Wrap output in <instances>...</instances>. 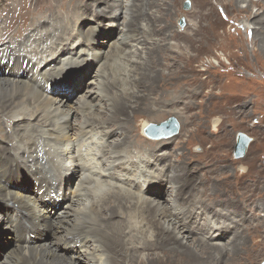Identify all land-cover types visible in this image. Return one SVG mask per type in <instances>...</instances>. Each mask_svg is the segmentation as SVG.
Instances as JSON below:
<instances>
[{"label": "bare ground", "instance_id": "6f19581e", "mask_svg": "<svg viewBox=\"0 0 264 264\" xmlns=\"http://www.w3.org/2000/svg\"><path fill=\"white\" fill-rule=\"evenodd\" d=\"M154 1L125 0L121 5L115 0H37L34 6L26 3L18 5L23 6L25 10L23 14L16 15L22 21L34 18L41 10H47L50 16L45 17L42 25L33 27L29 31L31 35L20 36L18 40L13 36L7 37L4 39L3 48L0 49V102H2L0 105V243H2L1 240L5 242L4 254L7 255L5 259L0 260V264H79V261H74L70 255L66 256L63 250L71 254L80 250L77 249V245L86 246L87 244L92 247L88 248L89 252L80 251L86 264H120L119 261L123 257H125L124 264H181L180 262L182 264H232L233 256L243 253L245 245L243 240L233 241L232 245L227 241L229 246H226L228 244L224 242V244L217 243L228 240L226 236L230 234L235 240L238 234L235 232L242 222L239 221L240 218L250 224L261 220L256 215L255 201L248 197H240L237 199V204H233L236 197H232L230 202L226 195L212 198L211 186H209L207 190H203L204 193L197 202L199 206H194L195 203L187 204L185 213L178 214L180 218L170 221L173 225L169 230L164 227V224H166L165 219L171 216V212L153 205V200L143 193V188L146 187L148 192H152L151 189L155 184L161 183V188L165 189L171 184V178L175 175L178 181L184 177L187 184L191 175H186L189 168L187 171L185 167L181 170V166L178 165L171 177L168 171L170 166L166 163L170 164L172 153L163 148L164 143L145 140L135 127L127 129L122 123L111 125L107 118L102 119L101 112L97 115L98 117L90 116L95 114L80 117L84 120L83 129L87 127L93 131L95 130H92L93 127L100 126L102 131L99 135L103 137L94 141V137L91 136L93 137L91 141V137H87L90 132L80 131L84 137H87L83 143L81 141V147H77V143L83 138L75 137L73 124L61 125L64 117L69 116L71 119L77 116L78 109L71 113L68 105L72 99L69 100L65 94L63 95L66 92L58 94L61 91L58 89L65 88L63 84L66 83L68 89L71 88L76 94L81 93L83 92L79 87L81 81L85 80L90 73L96 74L98 79L94 84L95 92L89 91L88 98L104 101V106L108 105L107 107L115 113H127L131 107L128 104V107L126 106L130 100L120 96L130 93L122 88L124 83L122 85L120 80L113 78L115 73L108 74L104 70L100 71L103 67L99 69L100 72H96L94 70L96 61L89 62L87 59L89 53H93L94 47L99 46L100 43L89 40L90 47L86 49L80 43L94 37L98 38L101 34L103 36V32H97L93 38L92 32L82 34V37L78 33L73 39L69 37L67 40L72 39L71 43H75L74 45L62 44L66 40L57 42L62 32H69L79 19L85 22L90 14L96 19V24L101 23L103 21L101 19L108 18L106 17L108 9L111 11L109 21L118 23L117 21L122 18L124 21L122 26L127 30V34H122L123 49L118 48L116 53L124 52L127 47L132 48L138 45L135 53H129L126 58L124 57L125 63H123L125 66L129 65L127 83L136 93L133 81L147 65H153L152 54L155 55L153 59H158L164 47L159 43L155 44L156 18L153 19L150 13L156 4ZM235 1H247L248 10L252 5L259 10L264 8V0ZM101 4L106 6L100 8ZM138 8H141V11H138ZM144 10L145 13H142ZM170 12V8H167L161 21H166ZM14 13L16 14V11ZM62 16H65V19ZM58 19L63 24L66 20L72 23L70 28L68 26L63 28L59 35H57L58 29L49 23L50 20ZM249 21L254 26L251 44L256 48L257 55L264 61V12H256ZM135 23H137L136 26ZM114 28L117 29L118 24ZM169 28L164 26L158 30L166 33ZM158 34L160 33L157 31ZM153 44L155 45L150 50ZM69 45L72 46L68 48ZM91 57L99 59L95 55ZM133 58L137 60L133 61ZM64 63L66 66H71L70 70H77L76 73L70 74V83L63 81L67 70L59 66L60 64L64 66ZM145 72L141 78L145 79L149 85L160 76L158 66H153L148 74ZM76 82H78L77 86L74 84ZM84 86H87V83ZM165 94L168 98L160 106V112L174 107L178 108L182 114L179 106L181 97H175L167 91ZM139 96L135 95L133 104H137V101L141 99ZM84 98L86 99L87 96H81V99L85 100ZM141 100L144 106V102H147L146 98ZM86 102L81 106L90 105ZM77 103L80 102H75ZM1 120L12 124L11 131L8 130V126L3 125ZM147 123V121L141 122L140 127H145ZM125 129H127L126 132ZM13 136L16 139L15 142ZM108 136H114L115 139L103 147L104 139ZM116 139L117 142L111 151L112 142L114 143ZM91 142L96 146L98 144L102 146L100 153L95 149L96 153L93 151L96 146L92 148ZM104 149L110 150L113 157L107 159H104V156L100 157ZM127 149L133 150V155H140L137 160L135 158V163L132 161L134 158L131 160L121 158ZM111 158L113 161L109 160ZM124 164L134 166L143 164L145 170L136 172L142 181L119 179L118 172L129 173L122 168ZM207 166L210 167L205 165ZM158 167L161 169L157 170ZM195 171L191 169L189 173ZM113 180L124 186L125 191L123 187L115 184V187H112L109 182ZM75 181H78L77 187L71 192ZM209 183L211 185V181ZM182 188H174L173 194L177 201L180 199L183 201L184 188ZM133 189H136L137 194L132 193ZM197 192L198 188L195 190L196 195ZM190 197L191 193L185 199V203ZM75 204H78V208H74ZM99 208L104 212L106 210L109 215L107 214L104 219L103 214L96 216V212L99 214ZM146 212L152 217L154 223V228H151V231L154 230V237L149 240L143 237V234L149 233V218L138 220L128 216ZM115 217H119L120 224L112 230L108 218ZM10 225L13 229H10ZM190 228H195L196 231ZM189 230L195 233L186 234L185 231ZM187 235L191 237V240ZM9 239H11L10 243ZM138 239L145 248L158 247V253L143 254L142 256H146V259L140 258L141 255L138 257L136 252L143 251ZM11 243L13 245H10Z\"/></svg>", "mask_w": 264, "mask_h": 264}, {"label": "rangeland", "instance_id": "374dc122", "mask_svg": "<svg viewBox=\"0 0 264 264\" xmlns=\"http://www.w3.org/2000/svg\"><path fill=\"white\" fill-rule=\"evenodd\" d=\"M119 1L120 0H115L117 4L121 5L125 2V0H121L120 3ZM185 1H188L191 5L188 11L183 9ZM154 2L156 4L154 5V8L151 7L152 9L150 10V13L153 19L156 18V22L154 23V29L156 31V34H154L156 37L155 44L157 45V43H159L164 47L162 48V53L159 54L160 56L158 59H153L155 55L154 53L152 54L153 65H147L144 68L146 70L143 69L144 71L142 70V73L139 72L137 78L133 81L134 87H136V93L134 92V88L132 86L131 88L127 83L129 65L125 66L123 63H125L124 57L126 58V55L129 53H135L138 45L132 48L127 47L124 52H121V50V53H116L118 48L123 49V46L121 45L122 34H127V30L122 26L124 22L122 18L117 21L118 23L109 21L108 19L109 16H111V11L108 9L107 11L109 12L106 15L108 18L101 19L103 20L101 23L98 22L96 24V19L90 14L87 16L85 22L79 19L77 21L78 23L75 24L69 32H62L60 38L57 39V42L61 43L66 40L65 42H62V44L70 43L73 45L75 43H71V41L78 33L82 37V34L92 32L91 35L93 38L94 34L97 32H103V36L101 34L98 38L94 37L93 39L84 40L80 43L83 44V48L85 49L90 47V43H88L89 40H95V42L100 43L99 46L94 47L95 51L93 53H89L87 59L89 62L92 60L96 61L94 62V70L96 72L104 70L105 73L107 72L108 74L115 73L113 74V78L120 80L122 85L124 83V87L122 88H125L127 92L130 93L120 96L123 99L130 100V102L126 103V106L128 104L129 107H131L127 113H115L112 109L107 107L108 105L104 106V101H99L97 99L91 100L88 98L89 91L95 92L94 84L98 79L96 74L90 73L85 80L83 79L81 81L82 86H79L82 88L81 91H83L81 93L76 94L71 88L68 89L66 83L63 84L67 89L63 88L61 89V92H66L63 93V95L65 94L66 96L69 94L70 96H67L68 99H72L68 105V110H71V113H73L77 108L78 115L71 118L72 120L69 116L64 117L61 120V125L69 126L70 124H73L75 137L77 139L83 138L77 143V147H81L83 141L89 136H93L94 141L103 138L99 135L102 131V127L100 128V126L93 127L92 130L95 129L93 131H90L91 128L87 127L83 129L84 126H82V123L84 120L80 118L82 116L95 114L90 116L98 117L97 115L101 112L103 113L102 119L107 118L111 125L113 123H122V125H126L127 129L129 127H135L138 129V133L147 141H149V139H147L141 132V122L147 121L151 124H159L170 117L177 119L180 126L179 133L171 139L157 140V142L164 143L165 146L163 148L166 149L167 152L171 151L172 153L170 164L166 163V165L168 164L170 166L168 171L170 172L171 177L178 165L181 166V170L185 167V171L189 169V171H191V169H195L196 171L192 173H189L188 171L186 172L187 174L185 173L186 175H191L187 184H185L184 177L180 179L182 180V182H180V180L178 181L177 175H175L172 177L173 179L171 178L170 185H163L164 187H167L165 188L167 190L161 188L160 183L155 184L151 189L152 192H148L146 187H144L143 193H146L151 197L153 205L156 207L158 206L160 209L162 207L164 211L168 210L171 212V216L165 219L166 224H164V227H167L169 230L172 229L173 225L170 221H173L178 217L180 218L178 214L183 215L185 213L187 204L195 203L194 206H199L197 202L201 199V195L204 193L203 190H207L209 186H211L210 191L212 198L226 195L230 202L232 197H236V200L232 202L233 204H237V199L240 197H248L252 199L257 205L256 215L261 218L260 221L257 220L259 223L257 221L252 222L251 224L245 223L244 220L240 218L239 221L242 222L239 226L240 228L235 232L238 233L235 240L232 239L230 234V236H226L228 240L221 241L217 244H228L227 241H229L232 245L233 241L238 242V240H243L245 243L243 246L244 251H242L243 255L233 256L232 264H264V61L257 55L256 48L251 44L253 41L252 28L254 26L249 21L256 12H264V8L259 10L252 5L248 10L247 1L236 2L235 0H155ZM20 3L21 5L26 3L29 6H34L35 3H37V0H0V49L3 48L2 45H4V39L7 37L13 36L18 40L17 38L20 36L25 37L28 34L31 35L29 31L33 27L35 28V26L42 25L45 17L48 18V16H50L47 10H41L42 12H37V15L34 16L35 19L30 18L23 20V22L20 17L17 18L18 15L25 12L23 6L19 7ZM108 3L111 4V2ZM105 6L106 5L101 4L100 8ZM167 8H170V15L166 21H161ZM146 10H148V8H146ZM15 11L16 14L14 13ZM138 11H141V8H138ZM143 12L145 13V10L142 11V13ZM250 14L251 16L253 14V16H249ZM62 17L65 19V16ZM181 18L185 20L186 25L184 29H181L179 26ZM49 23L58 29L57 35L60 34L63 28L67 26L70 28V26H72V23L69 22V20H66L65 24L61 23L59 19L50 20ZM117 24L118 28L116 29L114 27ZM136 25L137 23H135V26ZM7 26H9L8 29ZM161 26L170 28L166 33H163L160 32L162 28ZM1 29L3 30L1 31ZM157 31L160 34L157 35ZM69 37H72V39L67 40ZM155 44L152 45L150 50H152ZM71 46L72 45H69L67 47L69 48ZM149 54L151 55V53ZM93 55L99 57V59L91 57ZM141 57H143V55ZM135 60L137 59L133 58V61ZM150 61L148 63H150ZM62 66L63 65L60 64L59 67L67 70L63 81H68L70 83V74L74 72L76 73L77 70H70L69 68L71 66H66L65 63L64 66ZM153 66H158L160 76L154 83L149 85L146 83L145 79L141 78V76H143L145 71V73L148 74ZM104 68H107V71ZM99 69L101 70L99 71ZM133 78H131V80H133ZM124 79H126L125 82H123ZM139 79H141V81H138ZM77 83L78 82L74 83L75 86H77ZM85 83H87V86H84ZM166 91L171 92L175 97H181L182 100L179 103V106L182 109V114L178 111V108L174 107L167 108L164 112H160V106L168 98L165 94ZM108 94L110 93L108 92ZM136 94L140 95L139 97L141 99L146 98L147 102H144L145 107L143 106V101L141 99L137 101V104H133V98ZM191 94H193V96H191ZM85 95L87 98H84L85 100L81 99V96ZM60 96L61 95H59V97ZM78 101L80 103L75 104V102ZM85 101L89 102L90 105L85 106L84 104L81 106ZM1 103L2 102H0V105ZM100 121L101 120H99V123H101ZM1 122H3V125L8 126V130L11 131V123H7L3 120H1ZM93 122L95 121L93 120ZM127 129H125V132ZM83 130H86L85 132L87 133L90 132V135L84 137L83 133H81ZM239 133L246 135L251 139V142L247 147L245 155L240 159H235L233 153L236 145V137ZM93 134H97L98 136H94ZM93 137H91V141ZM114 139V136H108L104 139L105 143H103V147L107 146V144ZM13 141H16L15 137ZM116 142L117 139L114 143L112 142L111 151ZM90 145H92V148L96 146L93 143ZM99 146L100 144L93 148V151L95 152L96 150V152L98 151L100 153L102 146H100V148ZM82 150H84V148ZM110 150L104 149L102 151L103 154H100L99 156H104V159L113 157ZM127 150L123 152L121 158L123 157L129 160L134 158L132 161L135 163L140 155H133V150ZM109 160L113 161L112 158ZM205 165H210V167H205ZM122 168L125 169V172L127 171L129 173L120 172V174L118 172L117 177L119 179H128L129 181L136 180L137 182L142 181L137 173L138 171L145 170L143 164L136 166L124 164L122 165ZM156 169L159 170L161 168L158 167ZM179 174H181V172ZM119 175L122 176L119 177ZM172 181L175 183H172ZM209 181H211V185ZM73 183L74 186L71 189V192H73V189H76L78 181ZM109 183L112 187L117 185L124 189V186L119 185L115 180ZM175 187H177V189L184 188V192H182L183 201H180L181 199L179 201L175 200L173 194ZM197 188L198 192L196 195L195 190ZM132 193L137 194L136 189H133ZM190 193L191 197L185 203V199L190 196ZM83 200L84 199H82V201ZM74 208H78V204L74 206ZM101 211L102 209H100L99 214L96 212V216L103 214L102 216L104 219L107 214L109 215L106 210L105 212L104 210ZM125 216L127 217V215ZM128 216L138 220H147L149 218V233H145V235L143 234V237L147 240L153 239L154 230L151 231V228H154V223L152 217L147 212L139 215L130 214ZM118 218L119 217L108 218L112 230H115V228L119 226L120 223ZM10 229H13L11 228V225ZM191 230L196 231L195 228H192ZM185 233L188 234L195 232L189 230L188 232L185 231ZM187 237L191 240V237L188 235ZM138 240L141 244V249H143L142 252L133 251L136 252L138 257L141 255L140 258L146 259V256H142L143 254L158 253V247L155 246L151 249L145 248L140 239ZM10 241L11 239H9V243ZM1 242L0 260L7 257V255L4 254L5 242L3 240H1ZM254 244H256V246H253ZM10 245L13 244L11 243ZM201 245L204 244L201 243ZM226 246H229V244ZM62 248L64 249V247ZM88 248L91 249L92 247H90L89 244L86 246L77 245V249L80 250L76 252L70 254L67 253V250L65 251V249L63 251L66 252V256L70 255L74 258V261H79V264H86L81 252H89ZM159 256H161V254ZM113 258H115V256ZM120 261V264H124L125 257ZM180 263L182 264V262Z\"/></svg>", "mask_w": 264, "mask_h": 264}, {"label": "water", "instance_id": "95a60500", "mask_svg": "<svg viewBox=\"0 0 264 264\" xmlns=\"http://www.w3.org/2000/svg\"><path fill=\"white\" fill-rule=\"evenodd\" d=\"M190 6V3L188 1H185L183 9L188 11L190 9ZM185 25V20L181 18L179 21L180 28L184 29ZM179 129L180 126L177 119H175L174 117H170L159 124H146L145 127L142 128L141 132L148 139L163 140L175 137L179 133ZM250 142V138H248L244 134L239 133L236 137V145L234 148L233 157L235 159L242 158L245 155Z\"/></svg>", "mask_w": 264, "mask_h": 264}]
</instances>
